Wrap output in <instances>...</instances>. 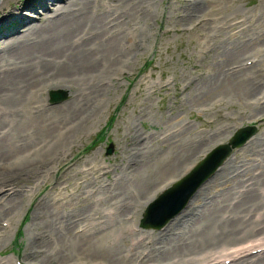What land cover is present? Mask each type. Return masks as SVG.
<instances>
[{"label":"bare ground","instance_id":"obj_1","mask_svg":"<svg viewBox=\"0 0 264 264\" xmlns=\"http://www.w3.org/2000/svg\"><path fill=\"white\" fill-rule=\"evenodd\" d=\"M231 1L185 0L178 10L166 8L180 15L172 17L171 26L189 23L190 29L180 31L198 32L200 52L214 60L205 76L183 86L180 107L201 113L236 107L235 118L207 132L166 121L156 143L127 133L109 183L96 182L98 187L73 198L48 193L34 202L23 264H210L223 258L221 253H229L222 260L231 258L232 264H264V237L253 238L264 233L261 139L247 143L246 158L215 184L218 189L192 202L204 181L163 233L121 247L145 200L187 172L237 122L264 124V0L242 19L226 14ZM160 5L162 0H0V27L15 25L0 33V244L9 233L2 223L14 224L32 202L35 187L49 183L51 169L67 165L69 139L111 96L117 77L143 48L149 22L163 16ZM208 16L214 17L211 23L203 21ZM225 24L238 31L234 36L244 25L254 33L218 41L216 27ZM53 89L72 96L45 108L44 95ZM241 247L247 249L238 252Z\"/></svg>","mask_w":264,"mask_h":264},{"label":"rangeland","instance_id":"obj_2","mask_svg":"<svg viewBox=\"0 0 264 264\" xmlns=\"http://www.w3.org/2000/svg\"><path fill=\"white\" fill-rule=\"evenodd\" d=\"M261 1L263 2V0H232L228 4L227 9L225 8L228 12L226 14L230 16L233 14L239 15L240 19L246 18L258 8ZM162 3L163 5H160L158 9L160 7L165 8L163 16L156 21L151 20L149 22L150 32L147 33L143 48L134 57L130 67L117 77L116 87L112 89L111 96L105 99L97 115L92 117L85 126L75 132L69 139L64 154L67 165L59 168L54 166L51 169L49 183H45L42 187H39V185L35 187L32 202L20 214L14 224L7 225V222L2 223L3 228H7L9 233L5 241L0 244V264L3 262L19 264V261L23 264L22 255L27 245L26 228L31 219L34 202L48 193H51L53 197L59 195L55 199L65 200L73 198L87 190L93 189L92 187L94 189L98 187L95 184L96 182H98L97 185H104L113 179L114 168L119 166V159L123 154L125 143L129 140L126 137L127 133H130L131 137L133 135L139 136V141L156 143L163 136L162 133L166 121L171 123L181 121L183 125L189 126L194 131L207 132L225 124L227 120L229 121V118H235L236 107H216L202 113L196 110H189L187 107H180V102L184 98V94H182L183 86L189 80L193 81L205 76L210 68L213 67L214 60L211 59V53L205 52L206 50L200 52V48L197 46L198 32L180 31L181 29H190L189 23H176L177 25L171 26L172 17L174 19L180 15L176 13V15H171L172 13L169 12L166 5L168 4L171 7L170 9L178 10L185 3V0H162ZM21 12L24 13L26 11L21 10ZM45 16H50V13ZM203 19L204 22L211 23L214 17L208 16ZM227 24L223 25V27H219V24L216 27L219 31L217 35L218 41H229L237 36H239L238 39L247 38L254 33L250 31L249 25H244L240 34L234 36L233 33L238 31L231 30ZM5 26L7 27L5 28ZM5 26L0 27V33L8 32L15 28V25ZM247 62L251 63L250 60ZM52 92L63 93L64 100L55 103L50 102L49 94ZM44 96V106L48 108L64 104L70 99L72 94L65 89H53L47 91ZM205 122H212L213 124L205 126ZM173 124L175 123L171 125ZM247 127L253 128V134L244 141L242 146L230 151L229 155L205 180L204 184L200 186L192 202L200 194L210 189H218L215 184L218 181L221 183L223 179L230 175L227 172L234 169L238 165L237 163L246 158L243 151L247 143L255 142L259 139L264 141V124L257 127L256 123L249 119L237 122L236 127L227 132L226 138L217 142L207 152L203 153L195 163L189 166L187 172L177 177L163 191L150 196L151 198L149 199L147 198L148 200H145L134 213L133 222L130 226L132 235H125L126 242L124 244L121 242V247L133 241H140L145 238L146 234L163 233L168 225L174 224L176 220L169 224L170 219L160 229L141 227L144 211L153 200L174 183L187 176L212 150L229 143L238 131ZM259 144L257 143L256 146H259ZM94 165L95 167L93 168ZM67 167H69L68 170H66ZM225 170L226 172H224ZM84 177L87 178V183H83ZM52 185L56 188L53 189ZM191 205L186 208L183 212L184 214L189 211ZM183 213L182 215H184ZM179 217L177 216L175 219ZM80 230L81 228H76L77 232H80ZM261 237H264V233L253 238ZM259 242L257 240L253 245H257ZM261 242L264 243V240ZM144 243L150 244L146 240ZM236 249L238 252H242L247 248ZM242 254H245V252ZM221 256L224 258L230 255L229 253H221ZM214 258L215 256H213ZM223 258L213 262L232 264L231 258L222 260ZM89 264L104 263L95 261ZM132 264L145 263L136 262L135 260Z\"/></svg>","mask_w":264,"mask_h":264},{"label":"water","instance_id":"obj_3","mask_svg":"<svg viewBox=\"0 0 264 264\" xmlns=\"http://www.w3.org/2000/svg\"><path fill=\"white\" fill-rule=\"evenodd\" d=\"M49 100L53 103L60 102L64 100V94L52 92L49 94ZM252 134L253 128L241 129L229 143L212 150L187 176L174 183L148 205L143 214L141 227L159 229L175 217L184 209L195 190L214 172L230 151L242 145Z\"/></svg>","mask_w":264,"mask_h":264}]
</instances>
